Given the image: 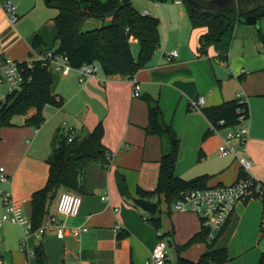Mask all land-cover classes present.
Here are the masks:
<instances>
[{"label": "crops", "instance_id": "crops-1", "mask_svg": "<svg viewBox=\"0 0 264 264\" xmlns=\"http://www.w3.org/2000/svg\"><path fill=\"white\" fill-rule=\"evenodd\" d=\"M5 1L0 0V64L7 58L26 61L34 54L58 48L55 21L58 10L49 7L47 0H13L19 16L16 24L4 10ZM149 1L141 12L160 20L161 45L149 65L133 79L108 77L101 72L81 83L76 71L69 75L52 73V92L63 104L46 107V121L36 132L28 126L23 131L33 137L29 151L34 154H25L6 168L11 177L7 190L30 214L32 195L48 179L46 159L52 150L51 139L65 122L81 138L102 123L103 144L113 160L108 170L97 171L93 192L81 195L78 216L58 215L66 225L64 238H58L49 218L57 213L59 198L66 189L59 192L50 206L42 225L47 226L45 234L39 238L31 235L25 250L21 226L12 224L14 229L0 232L4 250L0 260L6 264H37L32 255L37 246L43 247L47 264H146L162 238L168 244L165 264L177 263V247L202 231L200 218L192 212L169 208L164 196L156 195L147 199L159 204L155 216L160 218V224L156 226L151 214L135 205L133 199L131 202L121 195L116 179L117 172L125 175L133 198H142L138 191L151 193L158 187L167 146L159 136L147 132V96L158 100L166 123L172 125L180 139L176 175L184 180L206 177L208 187L232 184L240 178L242 167L238 157L242 151L237 156H219V146L229 129L215 131L204 110L235 100L240 93L250 109V118L245 123L249 127L247 151L253 161L250 175L264 183V51L260 50V44L254 40L250 52L244 44L242 55L236 60L235 44L231 59L222 44L211 46L206 55H199V39L205 30L192 28L184 5L177 0ZM100 26V22L91 20L86 29ZM132 42L137 46L133 49L134 56L138 57L140 46L136 40ZM172 50H178L179 56L169 62L166 55ZM221 50L228 54L227 62L218 57ZM135 80L142 86L141 97L133 96ZM201 97L206 99L205 105L194 108L193 103ZM263 213V204L258 200L236 206L218 240L228 248L229 260L224 264H259L264 253ZM117 225H121L119 232L115 229ZM207 250L208 244L200 242L181 255L198 261Z\"/></svg>", "mask_w": 264, "mask_h": 264}, {"label": "trees", "instance_id": "trees-1", "mask_svg": "<svg viewBox=\"0 0 264 264\" xmlns=\"http://www.w3.org/2000/svg\"><path fill=\"white\" fill-rule=\"evenodd\" d=\"M164 3L169 0H151ZM176 1V0H172ZM184 5L193 29L205 32L200 36L198 53L206 55L211 46H219L226 34L232 33L238 23L244 22L249 16L258 20L264 18V0H233L232 3L220 7L213 4L214 0H180ZM122 0H47V5L58 10L55 18L58 36L56 51L70 58L71 65L79 68L85 64L98 63L102 72L108 76L122 79H133L135 74L146 68L160 48V20L151 15H143L131 1L120 7ZM94 20L101 23L96 29L87 30L86 25ZM140 46L138 57L134 56L132 40ZM264 40V35L260 36ZM218 57L228 61V54L220 51ZM54 79L52 73L38 64L32 72V80L25 89L9 97L3 107L0 118V141L2 129L13 125L16 115L26 117L25 126L40 128L46 121L44 111L48 106L61 107L63 101L52 92ZM149 121L147 132L159 136L166 143V152L161 160L158 187L154 192L138 191L143 199L164 196L171 208L182 193L196 188H205L206 177L184 180L175 173L179 157L180 139L171 124L166 123L158 100L147 96ZM213 129L237 128L241 125L240 116L250 118L248 102L239 100L226 101L217 107L204 110ZM104 127L99 123L85 138L74 137L68 141L65 133L59 132L52 140V150L46 163L49 175L45 186L32 195L30 218L33 229L37 230L44 224L50 213V206L62 189L70 190L79 195L93 192V184L98 170H108L113 156L103 144ZM245 173L242 170L241 177ZM121 195L132 202L125 175L116 173ZM150 219L156 226L160 218L152 215ZM218 235L209 240V231L205 228L194 235L186 244L178 246L179 253L176 264H224L229 260L228 248L219 244ZM264 231L262 232V237ZM204 242L208 250L198 261L189 260L181 255L194 244ZM37 264H47V256L42 246L34 252ZM259 264H264V253Z\"/></svg>", "mask_w": 264, "mask_h": 264}, {"label": "built area", "instance_id": "built-area-1", "mask_svg": "<svg viewBox=\"0 0 264 264\" xmlns=\"http://www.w3.org/2000/svg\"><path fill=\"white\" fill-rule=\"evenodd\" d=\"M177 3L182 4V1L177 0ZM4 10L13 24L19 21L17 5L13 0L5 1ZM178 56V50H172L166 55V58L170 62ZM38 64L46 67L51 73L56 74L69 75L72 71H76L79 73V81L81 83L99 76L102 72V68L98 63L85 64L79 68H75L71 65L70 58L67 55L58 53L56 50H47L34 54L26 61L7 58L0 64V118L3 107L9 97L25 89L26 85L31 82L32 72ZM141 91V84L135 80L133 96L141 97ZM236 99L240 102L246 101L240 93L237 94ZM205 103L206 99L201 97L199 101L193 103V107L198 108L205 105ZM248 120L246 115L240 116L241 125L237 129H229L218 149L221 158H227L231 155L237 156L241 150L242 155L238 159L245 175L232 184L187 190L182 193L181 197L173 205L174 210L178 212L195 213L200 218L202 227L209 231V240H214L224 230L239 203L258 200L263 204L264 208V183L254 179L250 175L253 161L248 154L246 146L249 127L245 123ZM61 129L67 134L68 141H73L76 134L75 128L65 122L61 126ZM0 182L3 184L11 182V177L7 174L4 167H0ZM1 193L4 196L5 212L0 220V228L4 223L21 226L25 233L23 242V250H25L29 237L31 235L38 238L41 237L45 234L47 226L34 230L30 215L14 199L12 192L1 190ZM103 199H107V197ZM81 206V195L70 190H65L61 194L57 205V213L49 218V225L55 228L58 238L62 239L66 235L65 222L60 220L58 215L66 218L76 217L80 213ZM261 226L263 232L264 213ZM115 229L119 232L121 225H117ZM167 260L168 244L162 238L156 244L146 264H165ZM0 264L6 263L0 260Z\"/></svg>", "mask_w": 264, "mask_h": 264}, {"label": "rangeland", "instance_id": "rangeland-1", "mask_svg": "<svg viewBox=\"0 0 264 264\" xmlns=\"http://www.w3.org/2000/svg\"><path fill=\"white\" fill-rule=\"evenodd\" d=\"M102 1H107V0H102ZM132 2L133 5L138 10L142 11L144 4L149 3L150 1L133 0ZM262 34L264 35V18L258 20L255 25L247 24L245 19L243 23H238L235 26V29L232 33L230 32L224 36V38L227 39V42L226 44H224L225 39L223 38V42H222L223 50L226 49L231 59V51L233 45L235 44L233 59L236 60V57L240 58V56L242 55L244 44H246V47L250 52L251 44L255 40V42H258L260 44L261 47L260 50L264 51V40L260 39V36ZM137 45H139L138 42ZM136 47H137L136 44L132 42V49ZM226 70L228 71V67ZM31 112L32 111H30L28 116L26 117L31 116ZM26 117L22 115H16L12 119L13 125L11 127H5L2 129V140L0 142V167H4L5 169L12 167L14 164H16L19 161V159L22 156L24 157L25 154H30V156H33L34 152L29 151V147H31L29 141L30 140L33 141V137L30 135L23 134V131L25 129H29L26 128L27 126H25L24 124ZM33 129L32 130L36 132L35 130H37V128L34 127ZM60 132L64 133V130L61 129ZM53 138L51 139V145ZM1 190L7 191V184H3L0 182V220L2 219L3 214L5 212V201H4V196L1 193ZM13 227L15 226H12V224L10 223H4L0 228V232H2L3 230L9 232V230L14 229ZM3 253H4L3 244L0 243V255Z\"/></svg>", "mask_w": 264, "mask_h": 264}, {"label": "water", "instance_id": "water-1", "mask_svg": "<svg viewBox=\"0 0 264 264\" xmlns=\"http://www.w3.org/2000/svg\"><path fill=\"white\" fill-rule=\"evenodd\" d=\"M131 1L132 0H122V4L120 7L122 8L123 6L130 4ZM232 2L233 0H214L213 4L224 7ZM257 21L258 19L256 16H249L246 18V23L249 25H255ZM133 202L135 205L139 206L151 215L155 216L158 213L159 204L156 202H152L143 198H133Z\"/></svg>", "mask_w": 264, "mask_h": 264}]
</instances>
